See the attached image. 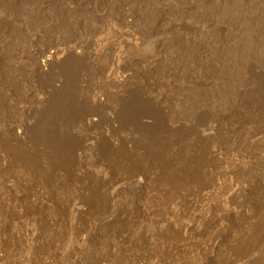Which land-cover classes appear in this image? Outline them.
<instances>
[{
  "label": "rangeland",
  "instance_id": "obj_1",
  "mask_svg": "<svg viewBox=\"0 0 264 264\" xmlns=\"http://www.w3.org/2000/svg\"><path fill=\"white\" fill-rule=\"evenodd\" d=\"M263 215L264 0H0V264H262Z\"/></svg>",
  "mask_w": 264,
  "mask_h": 264
},
{
  "label": "bare ground",
  "instance_id": "obj_2",
  "mask_svg": "<svg viewBox=\"0 0 264 264\" xmlns=\"http://www.w3.org/2000/svg\"><path fill=\"white\" fill-rule=\"evenodd\" d=\"M49 56H51V55H49ZM51 58H53V56L51 57ZM264 216V215H263ZM262 218V217H261ZM255 224V223H254ZM257 225H258V223H257ZM259 228L257 229V231H259V232H257V233H255L256 235H254L255 237H253L252 239H250L248 242H243V243H241L240 242V244H236L235 245V250H236V255H237V257L239 256V257H247L251 252H253V251H255V250H257V248H258V246L260 245H262V244H264V217L262 218V220H261V222H260V225L258 226ZM262 243V244H261ZM233 246V245H232ZM264 246V245H263ZM262 247V246H261ZM234 248H233V250H234ZM258 249H260V248H258ZM262 249V248H261ZM262 251H263V249H262ZM261 251V252H262ZM260 253V252H259ZM263 253H264V251H263ZM258 254V253H257ZM256 255V254H255ZM230 256V255H229ZM241 258H239L240 259V261L242 262V260H241ZM248 258V257H247ZM257 257H255L254 255H251V256H249V258H248V264H255L256 262H258L257 261V259H256ZM230 259H232V257H230ZM230 259H229V261H230ZM238 259V260H239ZM221 260V259H220ZM224 260V259H223ZM226 260V259H225ZM258 260H259V258H258ZM239 261V262H240ZM245 261V260H244ZM260 261V260H259ZM221 262H223V261H221ZM238 262V261H237ZM230 263V262H229ZM243 263V262H242ZM241 263V264H242ZM246 263V262H245ZM244 263V264H245ZM247 264V263H246ZM262 264H264V263H262Z\"/></svg>",
  "mask_w": 264,
  "mask_h": 264
}]
</instances>
